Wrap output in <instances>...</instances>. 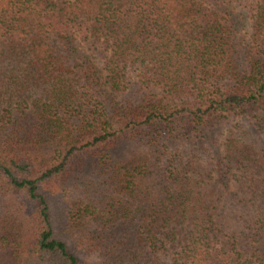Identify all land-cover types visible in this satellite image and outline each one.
<instances>
[{"label":"trees","instance_id":"obj_1","mask_svg":"<svg viewBox=\"0 0 264 264\" xmlns=\"http://www.w3.org/2000/svg\"><path fill=\"white\" fill-rule=\"evenodd\" d=\"M263 112L264 0H0V264H87L83 236L112 264H264V148L197 161ZM141 143L164 152L123 158Z\"/></svg>","mask_w":264,"mask_h":264},{"label":"rangeland","instance_id":"obj_2","mask_svg":"<svg viewBox=\"0 0 264 264\" xmlns=\"http://www.w3.org/2000/svg\"><path fill=\"white\" fill-rule=\"evenodd\" d=\"M244 2V0H242ZM248 3V2H247ZM234 8L236 7L237 12L241 13L244 12V14L246 13L245 9L243 8V4H234L232 5ZM250 22V21H249ZM248 21L245 24V27L243 30L240 28L241 25L238 24V28H240L239 30V34L238 36H244V35H248L251 34V25ZM247 39V38H246ZM100 64V63H99ZM134 89V88H133ZM263 120L262 125L260 126V124H257V126H253V125H249V127L247 128L244 125L245 123L243 122L241 117L238 118H233V123L237 124L239 127H241V129H230V120L228 121H224L222 123H220L221 125L218 127V129L216 131H212V133L210 134L209 137V142L207 143V145L204 147L203 151L198 153V155H200L199 157L197 156V161H200V163L202 165H204L206 168L208 167L209 169H211L212 167L216 169V167H218L217 164V158L219 157L220 154H222V150L225 144V140L227 138L230 137V135L232 136H241L242 139L244 140V142L248 145V146H252L253 148H256V146H261L260 148H264V112L261 114L260 116ZM251 130V131H249ZM244 131H246V134H244ZM244 143V145H246ZM171 150L176 149L178 146L171 144L170 145ZM149 146H146L145 143H141L140 145H130V146H126L125 150L123 151V158H126L127 156H129L130 154L133 153H138V154H150L151 151L153 153V155L156 157L161 156V153L164 152L162 146H160V148L156 149L155 152V148L153 149H149ZM257 149V148H256ZM260 150V149H259ZM258 151H256L255 149H253V152L258 154L260 153ZM187 157V156H186ZM165 160L163 157L160 158V162L155 163V166L160 167V169L162 168L161 166L165 165ZM156 170V168H155ZM159 171L157 170L154 175L151 177L152 179V183L155 184V190L156 188H160L159 186V181L161 182L163 180V177L158 175ZM214 173V172H212ZM215 179L217 180V177L215 176L213 182L215 181ZM100 180L101 179H96L93 186L95 185H99L100 184ZM104 182V181H103ZM81 183L83 185H87V181L81 178ZM80 182H76L74 184H67L64 189L65 192L64 193H60L58 194L56 197L53 198V200L51 201V215L53 220L55 221V224H60L61 222L64 223L66 220H68V213L70 212L71 208H72V202L75 200L76 196L79 197V200H86V197L81 196V189H80ZM74 185L76 187H74ZM104 185L100 186L103 187ZM114 190L113 188L116 187V185H111L109 186V191L110 192ZM234 188V186L230 189L232 190ZM161 189V188H160ZM222 189L219 188V184H215V187H212V192H210V198L213 202H215V197H219L221 199V201L216 205L220 207L226 203V205H228L229 202V194L231 197V192L232 191H226L223 192ZM222 191V192H221ZM113 194V193H110ZM117 197V196H116ZM224 208L223 210L226 209L225 207H221ZM221 210V209H220ZM239 215V213H238ZM66 218V219H65ZM76 237H78V234H73ZM89 243L88 239H84L83 236V244L82 247L79 249V257L81 258V260H83L84 262H86L87 264H112L110 257L104 254V248L102 244L99 243H95L93 242L92 244L95 245L94 248H88L87 244ZM123 264H128L130 262L129 259H123ZM120 263V262H119ZM119 263H115V264H119ZM114 264V263H113Z\"/></svg>","mask_w":264,"mask_h":264}]
</instances>
